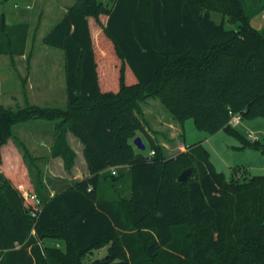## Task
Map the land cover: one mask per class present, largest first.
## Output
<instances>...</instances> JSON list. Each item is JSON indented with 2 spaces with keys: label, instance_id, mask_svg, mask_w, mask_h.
Instances as JSON below:
<instances>
[{
  "label": "trees",
  "instance_id": "obj_1",
  "mask_svg": "<svg viewBox=\"0 0 264 264\" xmlns=\"http://www.w3.org/2000/svg\"><path fill=\"white\" fill-rule=\"evenodd\" d=\"M260 1L113 0L107 7L77 0L67 9L44 38L64 51L66 107L0 109V149L9 139L19 145L15 124L47 120L51 157L61 158L66 171L74 167L72 133L83 145L88 176L45 196L40 176L34 179L26 166L28 153L19 180L6 170L0 264H264V176L226 181L201 143L166 160L142 110L157 99L182 130L193 119L210 135L224 129L240 136L229 125L230 111L264 117V29L251 25L264 10ZM30 28L1 16L0 55H24ZM139 134L150 144L148 154L136 151ZM188 168L193 173L180 182ZM125 172L130 198H103L102 176L115 187ZM32 194L42 203L36 218ZM45 239L65 248L43 246ZM105 247V255L91 259Z\"/></svg>",
  "mask_w": 264,
  "mask_h": 264
},
{
  "label": "rangeland",
  "instance_id": "obj_2",
  "mask_svg": "<svg viewBox=\"0 0 264 264\" xmlns=\"http://www.w3.org/2000/svg\"><path fill=\"white\" fill-rule=\"evenodd\" d=\"M99 1L107 7L113 4V0ZM250 1L247 3L252 6ZM76 2L77 0H0V17L4 16L8 24H28L31 23L34 16L27 44L35 56L30 59L31 63L29 64L24 61L22 69L18 71L14 69L17 65L14 63L15 57L0 55V109L17 112L19 109L27 107L26 100L20 102L13 97L27 92L26 84L21 80L26 77V72H28L26 65H31L32 60L31 71L32 75L34 74L36 77L34 86L39 84L41 88L31 91L32 94L42 99L43 104L41 106L48 108L66 107L64 51L50 47L44 42V38L63 18L65 11ZM259 4L263 5L264 0L257 3V5ZM212 16L218 22L222 20V17L217 13H213ZM92 24L97 29V21L92 20ZM225 26L227 28L233 27L227 21ZM45 51L52 52L50 58L42 57ZM44 61L47 65L43 67L40 64ZM142 110L148 123L146 129L153 139L163 147L166 160H176L182 153L186 152L187 146L201 143L211 157L210 160L215 169L223 174L226 181L237 176L240 179L264 176V150L261 148L264 145V117L243 119L239 125L233 126L240 136L233 135L224 129L210 135L199 130L193 119H187L184 122V130H182L181 124L173 119L169 111L157 99H148L142 104ZM12 130L19 145L16 146L9 139L3 148L5 151L0 149V181L6 175V170L13 173L15 178L18 176L16 179L19 180L21 160L23 155L28 153V159L32 161H29V165L26 166H29L34 179L40 176L45 196L55 195L67 188L68 185H63L58 181L60 176L65 175L63 161L61 159L53 160L52 157L48 156L47 146L52 148L53 144V123L42 119L26 120V122L15 124ZM183 131L184 137L182 138ZM250 133L259 138V143L248 140ZM138 136L142 138L146 149L141 151L134 145L136 151L148 154L150 144L147 138L142 134ZM245 139L256 146L246 144ZM70 140L77 155L74 171L79 176L88 168H84L85 159L79 146L80 141L75 136L71 137ZM42 143L45 145L41 146ZM11 149L19 155L13 154ZM74 171L70 170L71 177L74 176ZM40 172L41 175H39ZM113 183L112 179L102 176L103 198L114 201L120 197L119 195L127 199L130 198L131 180L128 173L125 172L121 178L116 180L117 186L113 187ZM40 242L43 246L65 248L63 242L55 239H45ZM106 251L107 248L105 247L91 259L102 257Z\"/></svg>",
  "mask_w": 264,
  "mask_h": 264
},
{
  "label": "crops",
  "instance_id": "obj_3",
  "mask_svg": "<svg viewBox=\"0 0 264 264\" xmlns=\"http://www.w3.org/2000/svg\"><path fill=\"white\" fill-rule=\"evenodd\" d=\"M247 1H249V0H246V2ZM253 1V0H252ZM248 4V3H247ZM29 8H31V7H29ZM67 11V10H66ZM65 11V12H66ZM33 21H34V16L32 17V19H31V23H28L31 27H32V24H33ZM9 25H19V24H9ZM251 25H252V27L253 28H255L256 30H262V29H264V10L262 11V12H260L259 14H257L256 16H254L253 18H252V20H251ZM31 29V28H30ZM51 53L52 52H48V51H45L44 52V55L42 56V57H45V58H50L51 57ZM35 56H34V53L31 51V50H29V46H28V44H27V48H26V52H25V54L24 55H21V56H16L15 57V61H14V63H17V65H16V68L14 67V69L15 70H21L22 69V66H23V62L24 61H26L27 62V64H29V63H31V58L33 59ZM65 62V61H64ZM32 64H33V60H32ZM32 64L31 65H26L25 67H26V69L28 70V72H26L27 74H26V77H24L21 81L22 82H24V84H26V89H27V92L24 94V93H22L21 95H14V99H17L18 101H22V100H26V103L27 104H31V105H37V106H41L42 104H43V102H42V99L41 98H37V97H35V95L34 94H32V92L31 91H33V90H35V89H39L40 88V86H39V84L37 85V86H34V79H36V77L34 76V74L32 75V71H31V69H32ZM40 65H42L43 67L45 66V65H47V63L44 61V62H41V64ZM64 66H65V64H64ZM39 81V80H38ZM17 87V86H16ZM41 89V88H40ZM41 107H44V106H41ZM41 135H43V134H41ZM67 140H68V142H69V144H70V146H71V137L73 138L74 137V135L72 134V133H68L67 134ZM77 139V138H76ZM78 140V139H77ZM41 146H44L45 145V143H42V144H40ZM39 145V146H40ZM79 146H80V148H81V151H82V153H83V145H82V143H80L79 142ZM72 147V146H71ZM36 148H38V147H36ZM47 148H48V156H50L51 157V147L50 146H47ZM73 148V147H72ZM35 150H37V149H35ZM33 152V151H32ZM34 152H36V151H34ZM53 160H57V159H61V158H52ZM62 160V159H61ZM63 161V160H62ZM64 164V163H63ZM76 166L74 165V167L71 169V171L73 172L75 169ZM84 168H87V164H86V161H85V164H84ZM64 171V174L65 175H62V176H60L59 177V182H61L63 185H71L74 181H79V180H82V179H84L85 177H87L88 176V170H84L82 173H81V175H77L76 173H75V171H74V176L73 177H71L72 176V174H70L69 172L70 171H66L65 169L63 170ZM51 196H53V195H51Z\"/></svg>",
  "mask_w": 264,
  "mask_h": 264
},
{
  "label": "built area",
  "instance_id": "obj_4",
  "mask_svg": "<svg viewBox=\"0 0 264 264\" xmlns=\"http://www.w3.org/2000/svg\"><path fill=\"white\" fill-rule=\"evenodd\" d=\"M243 120L242 114L239 112H233L230 111V120H229V125L233 126H237L239 125ZM248 140L250 141H259V138L257 136H255L253 133H250ZM154 154L153 151L150 152V157ZM113 173H115V171L113 170ZM30 198H32V200L35 202L36 206H37V210L32 212V217L36 218L38 215V211L41 209L42 207V203L40 201V198H38V196L36 194H32L30 195ZM32 234H35L34 230L32 231Z\"/></svg>",
  "mask_w": 264,
  "mask_h": 264
},
{
  "label": "water",
  "instance_id": "obj_5",
  "mask_svg": "<svg viewBox=\"0 0 264 264\" xmlns=\"http://www.w3.org/2000/svg\"><path fill=\"white\" fill-rule=\"evenodd\" d=\"M133 144L136 146V148H138L141 151H144L146 149V145L144 144V142L140 136H138V137H136V139H134ZM262 149L264 150V146L262 147ZM191 173H193L192 168L186 169L184 172L181 173L178 180L180 182H186L188 180V178L190 177ZM103 261H105V258L103 259Z\"/></svg>",
  "mask_w": 264,
  "mask_h": 264
}]
</instances>
